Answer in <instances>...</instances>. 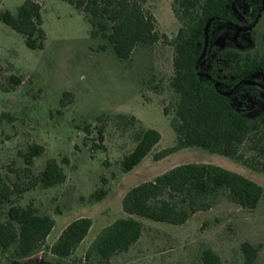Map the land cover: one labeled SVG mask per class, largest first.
<instances>
[{
  "label": "rangeland",
  "instance_id": "obj_1",
  "mask_svg": "<svg viewBox=\"0 0 264 264\" xmlns=\"http://www.w3.org/2000/svg\"><path fill=\"white\" fill-rule=\"evenodd\" d=\"M24 1L1 0L0 12L14 14ZM33 1L41 4L46 36L42 50L28 49L23 37L0 21V117L5 114L0 118V187L15 181L16 172L20 185L28 186L49 160L56 161L65 180L52 188L39 185L18 197L10 195V202L0 204V210L4 213L12 204H32L38 214L49 215L55 225L46 246L74 220L89 219L91 227L83 243L60 264H80L97 235L125 216L122 199L129 189L178 166L211 164L264 187V174L200 148L155 159L176 141L170 118L163 113L173 73L171 46L138 47L122 62L103 39L91 38L86 17L72 5L62 0ZM173 1H147L158 29L169 39L180 27ZM258 28L264 30V14ZM262 35L255 36L250 52L264 53ZM101 45L107 48L101 50ZM13 75L21 78L19 86L9 82ZM66 92L71 96L63 99ZM100 126L104 127V149L93 150ZM141 129L156 130L161 140L132 171L123 174L120 161L133 150L135 133ZM34 144L43 146L45 152L34 160L28 175L23 171L22 154ZM98 189L107 195L92 202L90 196ZM133 218L144 225L141 238L109 264H202L206 248L216 252L222 264H244L240 247L245 242L260 246L255 264H264V202L246 210L221 197L210 210L196 213L181 226ZM35 258L38 264H56L46 250ZM8 263L9 254L0 253V264Z\"/></svg>",
  "mask_w": 264,
  "mask_h": 264
},
{
  "label": "trees",
  "instance_id": "obj_2",
  "mask_svg": "<svg viewBox=\"0 0 264 264\" xmlns=\"http://www.w3.org/2000/svg\"><path fill=\"white\" fill-rule=\"evenodd\" d=\"M62 1L84 14L90 25L91 38L103 39L119 61H128L138 47L163 43L173 48V73L167 85L170 95L163 113L170 118L176 141L173 147L156 155V160L175 151L200 148L264 174V99H258V111L256 107L244 109L237 106L232 96H224L223 90L204 77L201 61L197 62L203 53L207 21L224 16L229 0H174L172 10L180 27L172 39L158 29V23L148 9V0ZM0 21L19 33L28 49L44 48L46 36L40 3L25 0L14 14L8 10L0 12ZM107 46L101 45L100 49L105 50ZM216 58L225 63L227 71L238 80L248 78L257 70L264 73V53L225 50ZM212 63L215 65V61ZM213 67L218 68L217 65ZM209 75L215 77L214 73ZM9 82L19 86L22 80L13 75ZM68 96L70 93H64L63 99ZM61 104L66 103L62 100ZM4 116L1 114L0 118ZM84 132L88 133L89 127H84ZM96 140L98 144L92 149H104L101 145L103 126L98 127ZM160 140L156 130L136 132L133 150L120 161L121 172L132 171ZM44 152L43 146L30 145L22 154L23 171L30 175L34 160ZM15 179L1 185L0 204L9 203L10 195L18 197L39 185L43 188L59 185L64 182L65 175L55 160H49L38 175L32 176L28 186L20 185L17 172ZM106 195L104 189H98L91 194L90 200L99 202ZM221 197L242 209L255 210L264 202V187L221 167L196 163L178 166L151 181L138 184L122 199L125 216L97 235L79 263L109 264L113 258L128 253L144 231V225L133 217L181 226L196 213L210 210ZM54 225L49 215L38 214L32 204L25 207L12 204L6 212L0 210V253L9 254L8 264H38L35 257L43 250L55 259L56 264L72 258L87 236L91 221L87 218L74 220L52 245L46 246ZM240 248L244 264H255L260 246L245 242ZM201 261L202 264H222L211 248L202 251Z\"/></svg>",
  "mask_w": 264,
  "mask_h": 264
},
{
  "label": "flooded vegetation",
  "instance_id": "obj_3",
  "mask_svg": "<svg viewBox=\"0 0 264 264\" xmlns=\"http://www.w3.org/2000/svg\"><path fill=\"white\" fill-rule=\"evenodd\" d=\"M226 9L224 16H215L207 21L209 34L208 39L205 38L201 69L204 77L212 80L216 88L232 96L237 106L240 104L239 107L244 109H254L258 105V99H264V73L257 70L248 78L238 80L216 56L225 50L250 52L255 36L264 33V30L258 28L264 14V0H229ZM262 37L264 39V35ZM214 61L215 65L212 63ZM216 65L217 69L213 67ZM209 73H214L215 77Z\"/></svg>",
  "mask_w": 264,
  "mask_h": 264
},
{
  "label": "water",
  "instance_id": "obj_4",
  "mask_svg": "<svg viewBox=\"0 0 264 264\" xmlns=\"http://www.w3.org/2000/svg\"><path fill=\"white\" fill-rule=\"evenodd\" d=\"M208 27H209V22L206 24V27H205V38H206V40L208 39ZM204 54H205V50L203 51V53L201 54V56L199 57V59H198V63L201 61V59L203 58V56H204ZM224 96H227L228 95V93H224L223 94Z\"/></svg>",
  "mask_w": 264,
  "mask_h": 264
}]
</instances>
